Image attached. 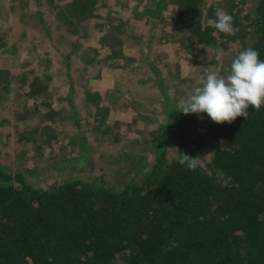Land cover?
I'll use <instances>...</instances> for the list:
<instances>
[{
    "label": "trees",
    "instance_id": "obj_1",
    "mask_svg": "<svg viewBox=\"0 0 264 264\" xmlns=\"http://www.w3.org/2000/svg\"><path fill=\"white\" fill-rule=\"evenodd\" d=\"M12 1L36 18L43 51L65 57L66 102L68 93L73 100L78 94L70 85V55L81 52L88 64L100 65L111 52L117 58L118 50L127 52L98 40L114 22L81 34L83 20L96 25L98 13L111 15L113 8L118 15L126 1ZM146 2L136 8L143 23L151 15L162 20L169 11L172 22L184 21L192 46H212L214 55L215 47L226 49L235 40L240 52L252 48L264 60V0H155V8ZM165 4L172 8L164 11ZM48 11L60 20L57 32ZM218 11L233 17L234 35L206 26ZM115 19L122 21L120 15ZM14 79V97L29 98L27 108L37 107L40 94H50L31 69ZM87 91L98 98L87 88L85 98ZM247 111V119L218 124L206 113L185 115L174 106L155 132L151 161L116 188L72 177L34 187L22 172L0 166V264H264V104ZM179 151L198 159L195 170L177 162Z\"/></svg>",
    "mask_w": 264,
    "mask_h": 264
},
{
    "label": "rangeland",
    "instance_id": "obj_2",
    "mask_svg": "<svg viewBox=\"0 0 264 264\" xmlns=\"http://www.w3.org/2000/svg\"><path fill=\"white\" fill-rule=\"evenodd\" d=\"M121 1L128 3L118 14L121 22H116V9L111 8V15H96V25L90 27L89 22L83 23V20L81 34L89 35L105 22H114L106 36L98 40L108 42L114 49L117 44L120 48L123 46L127 52L115 49L119 52L118 58L114 57L115 52L108 56L102 54L107 57L101 59L100 65L88 64L81 52L70 55L68 67L73 78L70 85L75 95L78 94L68 102L61 99L66 93L62 89L66 83L60 58L65 61V57L43 50L38 55L31 54L41 42L35 40L38 28L34 30L30 21L27 22L31 30L18 40L15 64L21 68L19 75L33 70L47 83L50 94L47 104L39 103L46 97L42 93L34 101L37 107L27 108L29 98L23 96L19 101L11 95L13 92L0 91V108L3 101L8 100L10 104V114L1 109L0 115V120L5 119L0 121V166L6 172H22L24 179L34 187L52 186L69 177L120 187L139 176L151 161V149L158 140L155 132L164 127L169 110L178 107L180 99L190 95L209 72L228 74L224 69L240 52L237 41L228 43L226 49L215 47L213 55L212 46H192V41L182 31L184 21L182 24L172 22L168 11L171 4L164 5L168 13L162 20L151 15L143 23L144 19L138 16L144 13L136 12L142 0ZM145 4L155 8V0H147ZM48 14L57 32L60 20L51 11ZM131 19L136 20L133 26ZM134 49L136 52L132 51ZM89 52L99 55L96 50ZM6 58H0L4 59L1 65L6 63ZM51 61H56L57 66ZM99 84L103 87L94 89L99 93L98 98L93 99L91 94L85 98V89L101 86ZM11 97L15 99L12 103ZM167 151L170 154L173 148L169 146Z\"/></svg>",
    "mask_w": 264,
    "mask_h": 264
},
{
    "label": "clouds",
    "instance_id": "obj_3",
    "mask_svg": "<svg viewBox=\"0 0 264 264\" xmlns=\"http://www.w3.org/2000/svg\"><path fill=\"white\" fill-rule=\"evenodd\" d=\"M206 26L228 35L238 31L233 27V17L221 11L215 19H208ZM224 71L226 76L209 72L190 95L180 99L179 111L185 115L206 113L219 124L232 123L241 116L247 119L250 105L259 110L264 104V60L259 58L258 51L248 48L239 52ZM177 162L189 170H195L199 163L196 157L181 152Z\"/></svg>",
    "mask_w": 264,
    "mask_h": 264
},
{
    "label": "crops",
    "instance_id": "obj_4",
    "mask_svg": "<svg viewBox=\"0 0 264 264\" xmlns=\"http://www.w3.org/2000/svg\"><path fill=\"white\" fill-rule=\"evenodd\" d=\"M23 10L20 9L18 6H16L15 1L0 0V55L2 56L0 58L8 57V58H6L7 60H6L5 64H2V65L0 64V91L3 94L13 92V93H11V95L13 94V96H14V92H15L14 90L16 89V84L14 82L17 81L14 78L17 76H20L19 74L21 72V68L17 67L15 64L17 61L16 60L17 58L15 56L16 53H14V50H15V48H18V46H19L18 40H22L25 36H27L26 32L31 30L30 27H28V25H27L28 21H30V24L32 25V28L34 30L36 28H38L36 18H30L31 16L29 14H31V13H28L27 11H23ZM34 19H35V21H34ZM31 21H33V22L31 23ZM60 26H61V24H60ZM39 33H40V30L38 28L37 33L35 35V38H36L35 40L38 43H40ZM2 35H4L3 40L1 39ZM42 50H43V46L42 45L38 46L37 48H35L33 50V53H31V54H34V55L37 54L38 55V53H41ZM26 55L27 54L24 55L25 58L28 57ZM3 61H4V59L0 60L1 63H3ZM56 73H57V71L55 72V74ZM92 85H98V82H92ZM99 85H101V84H99ZM68 87L69 86H67V88ZM102 87H103V84L101 86H91V89H89V88L88 89L89 90H94V89L100 90ZM88 92H90V91H87L86 94L89 95ZM64 98L69 99L70 98L69 93ZM36 99H35V101H36ZM47 100H49V99H47L45 97L44 98V101H45L44 104H47L46 103ZM10 101L12 103V101L14 102L15 99L11 97ZM41 102L42 101H40L39 103H41ZM9 105L10 104H9L8 100L2 102L1 108H0V115H1V109H4L8 115L10 114ZM2 120H5V119H1L0 120L1 123L3 122Z\"/></svg>",
    "mask_w": 264,
    "mask_h": 264
}]
</instances>
